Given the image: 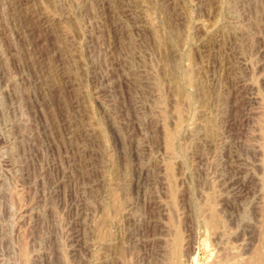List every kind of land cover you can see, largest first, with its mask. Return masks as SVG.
<instances>
[{
    "label": "rangeland",
    "instance_id": "obj_1",
    "mask_svg": "<svg viewBox=\"0 0 264 264\" xmlns=\"http://www.w3.org/2000/svg\"><path fill=\"white\" fill-rule=\"evenodd\" d=\"M263 225L264 0H0V264H250Z\"/></svg>",
    "mask_w": 264,
    "mask_h": 264
},
{
    "label": "bare ground",
    "instance_id": "obj_2",
    "mask_svg": "<svg viewBox=\"0 0 264 264\" xmlns=\"http://www.w3.org/2000/svg\"><path fill=\"white\" fill-rule=\"evenodd\" d=\"M264 226V225H263ZM263 233H264V231H263ZM262 238H264L263 236H262ZM261 240V239H260ZM263 241H264V239H263ZM263 247H264V244L262 245ZM263 247H261V248H263ZM260 248V249H261ZM178 250V249H177ZM259 253V254H258ZM245 254V253H244ZM256 254H258V256H256L257 258H255V260H254V262H252V263H250V264H264V248L263 249H261L260 251L258 250V252L256 253ZM177 256H178V254H177ZM176 257V256H175ZM253 257V256H252ZM177 258V257H176ZM250 262V261H249ZM243 264V263H242Z\"/></svg>",
    "mask_w": 264,
    "mask_h": 264
}]
</instances>
